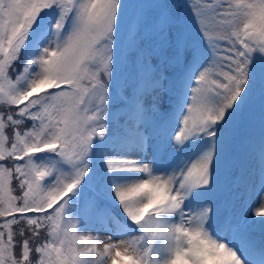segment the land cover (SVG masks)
I'll return each instance as SVG.
<instances>
[{
	"label": "snow or ice",
	"instance_id": "6c2138e0",
	"mask_svg": "<svg viewBox=\"0 0 264 264\" xmlns=\"http://www.w3.org/2000/svg\"><path fill=\"white\" fill-rule=\"evenodd\" d=\"M128 4L0 0V264H264V0Z\"/></svg>",
	"mask_w": 264,
	"mask_h": 264
},
{
	"label": "rangeland",
	"instance_id": "374dc122",
	"mask_svg": "<svg viewBox=\"0 0 264 264\" xmlns=\"http://www.w3.org/2000/svg\"><path fill=\"white\" fill-rule=\"evenodd\" d=\"M214 27H216L218 29L220 26L219 25H215ZM261 82L262 81L260 79L257 80V84H256V87H255V90L252 93V95L249 97L250 99H254L255 97H257L258 93L260 92L259 90L264 87ZM254 162L257 165L256 160H254ZM258 166H259V162H258ZM160 174L162 175L163 173H160ZM251 176L254 177L255 179L258 178L259 177V170H257L256 174H255V172H252ZM113 216L115 217V220L109 221L107 223V228L108 229H97V228H95L94 225H92L90 227H87V228H83V227H79V223H78L77 224L78 225L77 231L80 234L90 235V236H93V237H98L99 240H100V244L97 246V250L98 251L102 250L103 243L105 241H108L109 239L111 240L112 243H119V240L121 238H124V239L130 238L129 236L121 237V236L116 235V233H117V231L119 229H118V225H117V223L115 221L116 220L120 221V220L118 218V215L113 214ZM140 234L141 233L138 232L136 235H140ZM249 235H250V239H251L252 242H253V240H252L253 235H257L258 239L262 238V236L258 232V229L252 230ZM228 238H229V236H228ZM261 242H262V239H261L260 242L258 241V242H256L254 244L255 245V250H258L257 251V253H258L257 257L258 258H259V246H260ZM109 264H110V262H109Z\"/></svg>",
	"mask_w": 264,
	"mask_h": 264
},
{
	"label": "trees",
	"instance_id": "16d2710c",
	"mask_svg": "<svg viewBox=\"0 0 264 264\" xmlns=\"http://www.w3.org/2000/svg\"><path fill=\"white\" fill-rule=\"evenodd\" d=\"M21 61H23V58H21ZM114 113V112H113ZM46 229H48V228H46ZM46 229L42 232V234H41V240L43 241L44 240V238H45V236H46Z\"/></svg>",
	"mask_w": 264,
	"mask_h": 264
}]
</instances>
